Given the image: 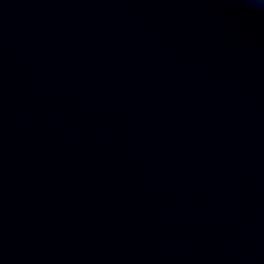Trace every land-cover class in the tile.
<instances>
[{
	"label": "water",
	"instance_id": "water-1",
	"mask_svg": "<svg viewBox=\"0 0 264 264\" xmlns=\"http://www.w3.org/2000/svg\"><path fill=\"white\" fill-rule=\"evenodd\" d=\"M0 264H264V0H0Z\"/></svg>",
	"mask_w": 264,
	"mask_h": 264
}]
</instances>
